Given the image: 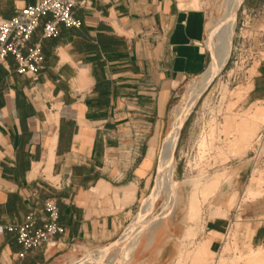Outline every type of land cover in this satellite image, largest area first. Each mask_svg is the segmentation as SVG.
<instances>
[{"label":"crops","instance_id":"0c3cea01","mask_svg":"<svg viewBox=\"0 0 264 264\" xmlns=\"http://www.w3.org/2000/svg\"><path fill=\"white\" fill-rule=\"evenodd\" d=\"M37 1L0 0V15ZM242 12L236 42L248 33L261 52L241 79V103L256 118L264 107V0H243ZM74 15L80 26L60 23L48 37L43 23L52 16H42L29 41L44 53L36 77L20 73L11 53L0 64V264H73L86 248L117 239L152 188L183 81L212 62L203 0H78ZM183 139V149L193 148ZM219 165L227 172L200 224L159 220L173 209L160 212L129 258L103 264H196L203 250L198 263L218 264L227 230L264 246L263 184L251 180L246 159ZM174 169L187 172L175 160ZM49 198L65 230L20 256L17 227L30 213L43 225Z\"/></svg>","mask_w":264,"mask_h":264},{"label":"rangeland","instance_id":"374dc122","mask_svg":"<svg viewBox=\"0 0 264 264\" xmlns=\"http://www.w3.org/2000/svg\"><path fill=\"white\" fill-rule=\"evenodd\" d=\"M203 4L207 10L209 22L206 35L209 65L212 59L209 43L213 48V40L217 41L212 33L215 34L220 28L222 17L228 10L229 0H203ZM242 9L243 2L237 11V22L231 37L232 45L227 62L201 93L181 128L173 159L175 160V167L177 164L179 167L187 166L186 174L181 176L174 169L171 191L162 187L158 193L155 192L154 206L151 198H148L147 203L146 201L144 203L142 213L144 215L150 209L151 212L146 217L143 216L138 224L129 231L130 234L127 239L114 246L106 259L98 264L106 263L109 260L118 263L129 258L143 228L156 219L160 212L163 214L173 209L170 214L161 217L159 220L168 219L169 215H175L178 216V220L182 219L187 225L195 222L200 224L204 206L210 202L212 195L217 192L221 185L222 177L226 175L227 167L219 165L222 162L246 159L251 180H258L259 184L264 186V140L258 139L260 131L264 129V107H261V116L253 118L251 117L252 107L242 105L246 87L242 84L241 79L246 67H243L244 63L241 61V56L231 54L237 41L239 21L240 17L243 16ZM253 69L254 67L250 70L253 71ZM201 77L202 74L183 81L176 103L184 102L182 104L186 105L187 99L194 91L192 87L200 85ZM173 117L175 121L176 112L174 116V110ZM189 136L192 138L193 148L191 146L183 149V138L188 139ZM260 147L263 148L262 151L257 157H253L254 151L259 150ZM158 175L159 170L157 168L150 192L157 184ZM262 191L264 189L260 193ZM141 207L142 199L139 201L129 223L132 222ZM146 219L147 221L144 223ZM127 226L123 232L126 231ZM123 234L115 240L121 239ZM93 249L95 248H86L84 254L87 252L89 254ZM185 253L190 256L194 252L187 248ZM197 253L198 251L194 253V255L196 254L194 258L196 262L194 263L200 264L198 261L202 259L205 251ZM83 264H96V262ZM218 264H264V246H246L239 241L236 232L233 231L225 242L224 254Z\"/></svg>","mask_w":264,"mask_h":264},{"label":"built area","instance_id":"2783aa9c","mask_svg":"<svg viewBox=\"0 0 264 264\" xmlns=\"http://www.w3.org/2000/svg\"><path fill=\"white\" fill-rule=\"evenodd\" d=\"M77 1L38 0L36 3L22 7L12 17L6 18L0 15V64L4 63L11 53L18 62L17 70L20 73H31L36 77L44 66V53L40 41L29 45L30 38L40 26L42 16L47 13L52 17L43 23L44 37L58 35L60 23L66 26H80L81 20L74 15ZM231 54L242 57L243 67L261 57V52L254 47L253 36L248 33L242 35L240 42H236ZM258 139L264 140V129L260 131ZM262 149L260 147L259 150L254 151L253 157H257ZM45 208L48 215L43 225H35L33 213L28 214L25 221L18 225V240L23 247L19 252L20 256H24L27 250L50 243L56 234L64 232V226L58 221L59 209L56 201L51 198L46 199ZM123 231L121 234L124 233ZM229 235L230 231L227 230L224 235L225 242ZM86 255L88 254H83L76 264H79Z\"/></svg>","mask_w":264,"mask_h":264},{"label":"bare ground","instance_id":"6f19581e","mask_svg":"<svg viewBox=\"0 0 264 264\" xmlns=\"http://www.w3.org/2000/svg\"><path fill=\"white\" fill-rule=\"evenodd\" d=\"M243 0H229L228 4V10L225 14L223 19L221 20V25L218 31L212 35L217 38V41L213 40V48L211 46V43H209V46L212 51V62L207 68L205 72L202 73V77L200 79L201 83L198 87H192L194 89L193 93L189 96V98L186 101V105L180 104L175 112H176V118L173 123V126L171 127L170 131L164 138V146H163V152H162V161H161V155L160 160L158 164V170L159 175L157 179L156 186L152 189V191L149 193V195L145 198L144 201H146L148 198H151L153 206L155 204L154 201V195L155 192L158 193L162 187L168 188L170 191L172 189V181H173V167H174V152L176 149V146L179 141V136L181 132V128L183 126L184 121L186 120L187 116L191 112L192 108L194 107L196 101L199 99L201 93L204 91V89L207 87V85L210 83V81L213 79V77L221 70L224 63L226 62L230 50H231V37L235 29V25L237 22V11L239 6ZM199 78V77H198ZM169 192V191H168ZM144 215L142 213V209L137 213L135 219L133 222L127 227L126 231L122 235V238L119 240H114L110 243V245H106L103 247L98 248L95 251H92L85 256V258L81 259V262L79 264L85 263V262H100L106 258L109 251L116 246L120 242H124L128 235L130 234L129 231L132 230L138 222L141 220L143 216H147L150 212V210H147ZM147 221L144 220V223ZM140 228L141 226L138 225ZM76 264V263H73Z\"/></svg>","mask_w":264,"mask_h":264}]
</instances>
